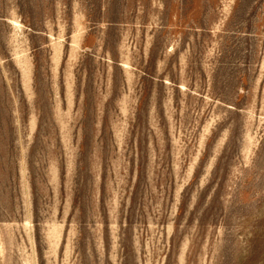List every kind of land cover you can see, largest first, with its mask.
<instances>
[{
	"label": "rangeland",
	"instance_id": "rangeland-1",
	"mask_svg": "<svg viewBox=\"0 0 264 264\" xmlns=\"http://www.w3.org/2000/svg\"><path fill=\"white\" fill-rule=\"evenodd\" d=\"M0 264H264V0H0Z\"/></svg>",
	"mask_w": 264,
	"mask_h": 264
}]
</instances>
